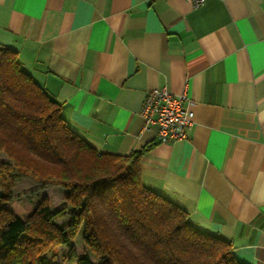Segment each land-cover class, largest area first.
<instances>
[{
    "label": "crops",
    "instance_id": "crops-1",
    "mask_svg": "<svg viewBox=\"0 0 264 264\" xmlns=\"http://www.w3.org/2000/svg\"><path fill=\"white\" fill-rule=\"evenodd\" d=\"M0 46L98 153L141 159L143 184L264 264V0H0ZM186 93V140L140 132L148 92Z\"/></svg>",
    "mask_w": 264,
    "mask_h": 264
},
{
    "label": "trees",
    "instance_id": "trees-1",
    "mask_svg": "<svg viewBox=\"0 0 264 264\" xmlns=\"http://www.w3.org/2000/svg\"><path fill=\"white\" fill-rule=\"evenodd\" d=\"M147 146L128 155L98 153L77 136L61 105L0 46V152L48 186L67 191L53 211L0 191V264H59L45 251L81 232L100 264H242L229 242L194 229L188 214L142 182ZM69 218L61 229L58 219ZM50 249V250H49ZM72 252L69 263L94 264Z\"/></svg>",
    "mask_w": 264,
    "mask_h": 264
},
{
    "label": "rangeland",
    "instance_id": "rangeland-1",
    "mask_svg": "<svg viewBox=\"0 0 264 264\" xmlns=\"http://www.w3.org/2000/svg\"><path fill=\"white\" fill-rule=\"evenodd\" d=\"M45 182V180H39L30 172L16 167L11 159L0 152V191H10L13 196L21 200L28 199L33 204H39L42 199L48 197L53 211L65 208L67 212H70L71 208L65 202L67 191L48 186ZM68 222L69 218L58 219L55 225L63 229L68 225ZM45 252L43 255L45 258L59 264H75L68 261L72 252L78 256L85 252L89 253L82 241L81 232L66 246H58L52 248L49 252ZM89 256L94 264H100L93 254L89 253Z\"/></svg>",
    "mask_w": 264,
    "mask_h": 264
},
{
    "label": "built area",
    "instance_id": "built-area-1",
    "mask_svg": "<svg viewBox=\"0 0 264 264\" xmlns=\"http://www.w3.org/2000/svg\"><path fill=\"white\" fill-rule=\"evenodd\" d=\"M195 8L204 4V0H190ZM192 102L186 93L172 94L166 88L147 93L139 115L142 121L140 132H149L154 128L161 144L186 140L187 131L193 125Z\"/></svg>",
    "mask_w": 264,
    "mask_h": 264
}]
</instances>
